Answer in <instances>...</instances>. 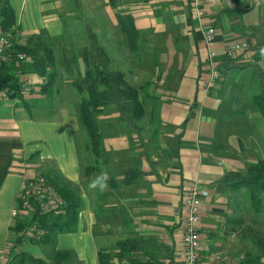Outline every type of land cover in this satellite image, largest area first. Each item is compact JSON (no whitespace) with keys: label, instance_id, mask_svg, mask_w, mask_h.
<instances>
[{"label":"crops","instance_id":"0c3cea01","mask_svg":"<svg viewBox=\"0 0 264 264\" xmlns=\"http://www.w3.org/2000/svg\"><path fill=\"white\" fill-rule=\"evenodd\" d=\"M5 2L14 11L16 42L40 35L53 49L57 76L43 91L46 78L26 66L22 78L30 90L0 99V250L13 244V257L24 250L52 263L60 252L62 264H99V250L115 253L118 240L127 239L135 244L130 256L146 264H182L183 197L195 184L206 191L198 221L202 255L250 264L251 225L264 236V190L258 201L263 208L251 218L252 193L243 182L253 157H264V145L252 138L249 125L259 108L253 104L232 115L230 108H243L244 99L227 102L231 70L207 90L206 82L211 65L226 61L231 42L264 40L257 29L261 15L243 18L264 0L203 3L200 15L191 0ZM75 21L82 24L77 35ZM123 23L136 29L138 49L130 47ZM209 25L215 35L206 43L203 31ZM89 27L110 68L140 87L144 108L137 132L123 124L114 104L100 106L96 148L70 83L86 66L100 63ZM13 66L8 62L1 69ZM238 86L242 92L250 84L242 80ZM102 173L108 189L101 193L89 183ZM37 174L55 189L66 184L80 197L76 227L57 231L50 242H21L17 226L26 212L19 196L25 181Z\"/></svg>","mask_w":264,"mask_h":264},{"label":"trees","instance_id":"16d2710c","mask_svg":"<svg viewBox=\"0 0 264 264\" xmlns=\"http://www.w3.org/2000/svg\"><path fill=\"white\" fill-rule=\"evenodd\" d=\"M14 11L5 2L0 5V32H10L15 40ZM122 28L129 38L133 49H138L136 44L137 31L128 23H123ZM88 37L91 46L94 47L100 57V63L95 66H86L83 73H79L70 79L73 88L79 93V109L82 122L87 130L89 138L93 142V147L98 144L99 130L96 119V113L100 106L114 104L119 112V118L126 126L140 132L141 126L139 120L143 115L144 108L140 96V87L131 85L123 75L122 71L110 68V58L99 45L93 30L87 28ZM135 43V44H134ZM16 50L25 53V60L19 61L16 66L21 70L33 69L41 76H46V82L42 90L49 88L56 80L55 54L53 49L41 38V36L31 37L27 43L18 44L15 42ZM252 50L264 49V40L259 44H253ZM15 60H11L9 65H15ZM233 63V61H231ZM230 62H223L219 65L221 73L225 74L230 67ZM3 67V66H2ZM1 67V68H2ZM0 68V89L7 88L10 96H21L22 91L19 84L15 81L11 70L5 71ZM256 71V69H255ZM257 73V72H256ZM260 113L264 116V75L260 79L259 92L255 94ZM243 182L247 183L252 193V205L257 207L260 199L261 190H264V161L257 162L248 172V176ZM58 193L62 196L65 204L58 211H36L30 217H25L18 228L22 233L24 228L36 221L42 229L38 241L50 242L53 235L59 230L72 231L76 227L77 215L81 204L80 197L66 184L56 186ZM22 242V238H20ZM118 251L110 254L105 250L98 251L99 264H146L145 261L131 257L130 252L134 250L135 244L127 239L118 240L116 244ZM57 254V259L52 263L44 262L24 250L18 251L8 264H62L60 259L62 255ZM116 259V260H114Z\"/></svg>","mask_w":264,"mask_h":264},{"label":"built area","instance_id":"2783aa9c","mask_svg":"<svg viewBox=\"0 0 264 264\" xmlns=\"http://www.w3.org/2000/svg\"><path fill=\"white\" fill-rule=\"evenodd\" d=\"M196 9L197 14H202L203 10L200 5L216 4L219 0H191ZM215 35V29L212 25L207 26L203 31V38L206 43H210ZM16 40L13 39L10 32H0V68L10 62L12 59L18 64L19 61L25 60V53L16 50L14 47ZM248 46L245 40L233 41L225 48V54L232 51H239ZM15 81L19 84L22 92L30 90L28 83L22 78V71L14 65L11 69ZM218 70L214 65H211L210 78L207 80L208 85L216 83ZM9 95L7 88L0 89V99ZM206 191L198 186H190L183 197V204L186 208V214L183 219V262L182 264H223V262L215 259L204 257L200 251L199 241V212L201 197ZM21 200V210L26 212V217H30L32 213L39 211H58L65 204L62 196L57 192L48 178L43 174H37L29 178L24 183V191L19 196ZM19 212L18 209L12 211L13 215ZM42 229L36 221L28 224L21 234V238L38 240L41 236ZM13 244L7 245L0 250V264H8L13 258Z\"/></svg>","mask_w":264,"mask_h":264},{"label":"rangeland","instance_id":"374dc122","mask_svg":"<svg viewBox=\"0 0 264 264\" xmlns=\"http://www.w3.org/2000/svg\"><path fill=\"white\" fill-rule=\"evenodd\" d=\"M4 3H5V0H0V5H2ZM260 3H262V4H260L258 7H255L251 11V13L245 14L243 16V18H246V17L247 18L248 17L259 18V16L261 15L260 20H262L263 23H260L259 26L257 27V29H259V31H260V34H258V37L262 38L264 36V2H260ZM75 22L79 28V30L78 29L76 30V35H77V34H79V32H81L82 24L80 23V21H75ZM257 39H259V38H255V40H257ZM236 41H240V40H236ZM245 41H247V40L245 39ZM250 41L251 42L247 41L248 46L246 48H243L242 50H239V51H232L228 54L227 53L225 54L226 61H224V62L225 63L230 62V66H232V64L236 65L234 67H230L231 72H229V74L226 76V78H227L226 86L228 87V90H229V92H227V96H226L228 98L227 102L229 103L230 99H232V98L238 99V98L242 97L244 99L243 108H241L240 105L234 106L233 108L232 107L230 108L233 116H235L236 114H242L243 112H246L248 107H249V109H250V107L251 108L253 107V104H255L256 108H258L257 104H256L257 101L252 100L251 98H249V96L251 97V96H253L259 92L260 79L264 75V55L261 54L260 49H256V50L251 49V46L253 44H259L262 42V40L261 41L250 40ZM231 61H233V63ZM216 68H219V66H217ZM255 69H256V71H255ZM221 74H222L221 72H218V76H220ZM44 77L47 79L46 76H44ZM63 79L60 77L61 81ZM242 80L245 81V83H249L250 86H249V89H247V87H245L242 92H239L236 89L239 87L238 84H241ZM216 81H217V79H216ZM215 84H216L215 82L213 85H208L206 83V90L214 87ZM246 93L248 94V96L246 95ZM256 111L259 112L258 115L249 121V125L252 126V128H251L252 138L254 137V140L256 142L264 145V116L260 113V110L258 111V109H256ZM244 125H246V123H244ZM261 150H262V147L260 145L259 151L262 152ZM253 158H255V159L254 160L251 159L252 160L251 165L249 166L248 171L246 170L247 172H249L250 169L257 162L264 161V157H261V156L259 157L258 155L256 157H253ZM246 171L244 173V177H245V175H247ZM193 185H195V184H193ZM193 185H191V186H193ZM195 186H197V185H195ZM258 206L260 209L263 208L262 203H260L258 205V202H257V207ZM257 207H256V209H254L255 207L253 208V206H251V209L249 211L251 218H254V219L257 218V214L259 211V210H257ZM258 229L259 228L257 226L251 225L250 230H249L248 253L250 255V264H264V236L262 234H259V232H257ZM245 254H243V256H245ZM215 259L223 262V264H227V261H224V260L218 259V258H215Z\"/></svg>","mask_w":264,"mask_h":264},{"label":"clouds","instance_id":"9594fccd","mask_svg":"<svg viewBox=\"0 0 264 264\" xmlns=\"http://www.w3.org/2000/svg\"><path fill=\"white\" fill-rule=\"evenodd\" d=\"M261 54L264 55V49H261ZM89 188L93 190H99L101 193L108 189L107 184V174L102 173L101 175L97 176L89 183Z\"/></svg>","mask_w":264,"mask_h":264}]
</instances>
